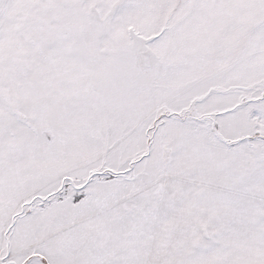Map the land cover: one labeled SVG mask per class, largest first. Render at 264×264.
<instances>
[{
	"label": "snow or ice",
	"instance_id": "1",
	"mask_svg": "<svg viewBox=\"0 0 264 264\" xmlns=\"http://www.w3.org/2000/svg\"><path fill=\"white\" fill-rule=\"evenodd\" d=\"M0 264H264V0H0Z\"/></svg>",
	"mask_w": 264,
	"mask_h": 264
}]
</instances>
